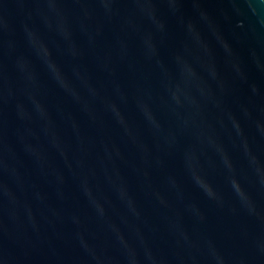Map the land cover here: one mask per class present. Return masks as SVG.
Returning <instances> with one entry per match:
<instances>
[{"label":"water","instance_id":"95a60500","mask_svg":"<svg viewBox=\"0 0 264 264\" xmlns=\"http://www.w3.org/2000/svg\"><path fill=\"white\" fill-rule=\"evenodd\" d=\"M0 264H264V0H0Z\"/></svg>","mask_w":264,"mask_h":264}]
</instances>
